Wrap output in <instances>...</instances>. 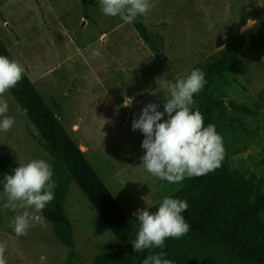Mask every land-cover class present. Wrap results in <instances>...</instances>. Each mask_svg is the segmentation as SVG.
Listing matches in <instances>:
<instances>
[{
    "label": "rangeland",
    "instance_id": "374dc122",
    "mask_svg": "<svg viewBox=\"0 0 264 264\" xmlns=\"http://www.w3.org/2000/svg\"><path fill=\"white\" fill-rule=\"evenodd\" d=\"M87 3L84 17L80 0H0V39L44 100L55 111V105L60 107L61 124L75 142L72 130L91 129L87 138L93 148L85 156L131 218L137 209L151 207L182 185L145 169L144 135L132 130V120L148 103L163 112L167 84L178 76L194 68L203 71L243 34H264V0H151L149 13L137 18L163 38L158 56L131 24L104 15L99 0ZM249 20L253 23L240 32ZM93 50L101 55L94 57ZM211 90L224 105L223 113L212 111V120L230 168L264 194V46L243 50L237 73L225 72ZM2 98L15 124L8 132L0 131V157L23 163L43 159L52 166L53 159L16 101L9 92ZM127 98H133L130 107L124 106ZM74 124L80 129L71 130ZM5 175L0 169V180ZM2 204L0 243L7 244V264L65 263L69 248L57 241L49 222L46 229L37 224L17 237L10 226L17 213ZM65 209L73 229L71 264H93L115 237L73 183ZM260 217L264 222V212Z\"/></svg>",
    "mask_w": 264,
    "mask_h": 264
},
{
    "label": "trees",
    "instance_id": "16d2710c",
    "mask_svg": "<svg viewBox=\"0 0 264 264\" xmlns=\"http://www.w3.org/2000/svg\"><path fill=\"white\" fill-rule=\"evenodd\" d=\"M84 17H88L87 0H80ZM140 40L149 51L160 55L164 40L151 33L138 18L131 23ZM264 46V34H243L231 47L223 50L214 61L206 63L204 74L207 83L193 99L204 117V126L213 124L212 111L223 113L224 105L218 101L212 86L225 72L237 73V59L245 49L257 51ZM0 55L14 59L0 39ZM40 138L43 149L53 159V179L56 181L54 200L42 211L52 226L54 237L69 255L64 264L75 258L73 229L65 209L69 187L75 184L91 207L116 239L93 258V264H142L151 252L164 251L165 258L174 264H264V194L251 180L240 177L230 168L225 150L221 166L205 175L186 177L181 187L169 195L185 200L187 210L182 213L189 224V231L179 239L167 238L164 248L135 252L138 222L129 218L115 197L88 162L77 143L58 119L56 111L44 100L27 75L9 91ZM240 109L246 110L243 106ZM26 110V112H25ZM23 162L0 157V169L8 175ZM162 202V200L160 201ZM149 207L154 213L159 203Z\"/></svg>",
    "mask_w": 264,
    "mask_h": 264
},
{
    "label": "clouds",
    "instance_id": "9594fccd",
    "mask_svg": "<svg viewBox=\"0 0 264 264\" xmlns=\"http://www.w3.org/2000/svg\"><path fill=\"white\" fill-rule=\"evenodd\" d=\"M101 11L110 17H119L131 24L138 16H145L154 6L151 0H99ZM92 55L101 53L93 50ZM24 67L15 59L0 55V131L8 132L15 119L7 115L9 105L2 97L22 79ZM207 83L204 72L194 68L190 73L178 76L167 84L168 95L163 98V112L156 103L146 104L138 119L132 120V130H140L144 139L141 148L143 166L154 177L168 183L182 182L186 177H198L221 166L225 149L223 138L215 125L204 126V117L197 108L194 94ZM133 98H127L124 106L130 107ZM26 112V110H25ZM167 114V119L162 118ZM3 190L0 201L3 209L17 214L11 221L17 237L26 236L37 224L47 228L41 214L45 206L54 200L56 181L51 165L43 159H33L12 170L0 180ZM185 200L164 196L157 210L137 209L132 213L138 222L135 252L163 249L167 238L179 239L189 231V224L182 213L187 210ZM6 243H0V264H7ZM164 251L151 252L142 264H174Z\"/></svg>",
    "mask_w": 264,
    "mask_h": 264
},
{
    "label": "crops",
    "instance_id": "0c3cea01",
    "mask_svg": "<svg viewBox=\"0 0 264 264\" xmlns=\"http://www.w3.org/2000/svg\"><path fill=\"white\" fill-rule=\"evenodd\" d=\"M57 113H58V119H59V121H60V115H61V113H60V107H59V110L57 111ZM125 121H128V120H125ZM122 122L123 121H121L120 123L122 124ZM60 123H61V121H60ZM63 126V125H62ZM73 127H78V129H80V126H78V125H76V124H74V125H72L71 126V130H72V128ZM87 131H86V130ZM84 130H82V131H80V133H78L77 132V130H72V131H75V133H76V138H77V145L79 146V148H81L83 151V153H84V155H86V154H88V152L93 148V147H91L92 146V144H91V142H90V140H88V138H87V134H91V129L90 128H85ZM84 131V132H83ZM83 132V133H82ZM86 141H88L89 143H90V146L89 145H87V143H86ZM94 146V145H93ZM99 147H103V145H99ZM86 157V156H85ZM92 166V165H91ZM95 170V169H94ZM97 173V172H96ZM100 177V176H99ZM104 183V182H103ZM136 199L137 200H140V199H138L137 197H136ZM160 202V201H159ZM158 203V202H157ZM156 204V203H155ZM153 206V205H152ZM128 216V215H127ZM130 218V217H129ZM131 218H135V217H131Z\"/></svg>",
    "mask_w": 264,
    "mask_h": 264
},
{
    "label": "water",
    "instance_id": "95a60500",
    "mask_svg": "<svg viewBox=\"0 0 264 264\" xmlns=\"http://www.w3.org/2000/svg\"><path fill=\"white\" fill-rule=\"evenodd\" d=\"M252 23L253 22L249 20L246 24H244L243 26H241L240 32H244Z\"/></svg>",
    "mask_w": 264,
    "mask_h": 264
},
{
    "label": "bare ground",
    "instance_id": "6f19581e",
    "mask_svg": "<svg viewBox=\"0 0 264 264\" xmlns=\"http://www.w3.org/2000/svg\"><path fill=\"white\" fill-rule=\"evenodd\" d=\"M134 186V185H133ZM122 196V195H121ZM138 202V201H137Z\"/></svg>",
    "mask_w": 264,
    "mask_h": 264
}]
</instances>
